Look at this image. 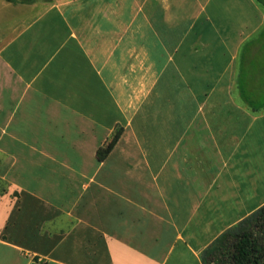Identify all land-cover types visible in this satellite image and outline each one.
<instances>
[{"label":"crops","instance_id":"1","mask_svg":"<svg viewBox=\"0 0 264 264\" xmlns=\"http://www.w3.org/2000/svg\"><path fill=\"white\" fill-rule=\"evenodd\" d=\"M262 206V3L0 0V264H202Z\"/></svg>","mask_w":264,"mask_h":264},{"label":"trees","instance_id":"2","mask_svg":"<svg viewBox=\"0 0 264 264\" xmlns=\"http://www.w3.org/2000/svg\"><path fill=\"white\" fill-rule=\"evenodd\" d=\"M120 133L115 132L108 144L97 150L98 160L108 155ZM201 263L264 264V206L219 235L202 251Z\"/></svg>","mask_w":264,"mask_h":264},{"label":"rangeland","instance_id":"3","mask_svg":"<svg viewBox=\"0 0 264 264\" xmlns=\"http://www.w3.org/2000/svg\"><path fill=\"white\" fill-rule=\"evenodd\" d=\"M262 1H264V0H262Z\"/></svg>","mask_w":264,"mask_h":264}]
</instances>
